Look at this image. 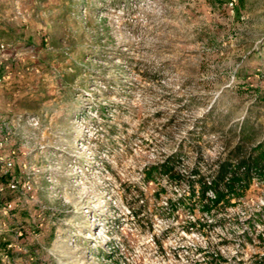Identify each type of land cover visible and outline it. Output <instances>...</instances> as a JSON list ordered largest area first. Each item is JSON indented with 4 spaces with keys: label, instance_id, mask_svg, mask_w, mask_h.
<instances>
[{
    "label": "rangeland",
    "instance_id": "rangeland-1",
    "mask_svg": "<svg viewBox=\"0 0 264 264\" xmlns=\"http://www.w3.org/2000/svg\"><path fill=\"white\" fill-rule=\"evenodd\" d=\"M228 1L0 0V264H264V177L227 192L264 0Z\"/></svg>",
    "mask_w": 264,
    "mask_h": 264
},
{
    "label": "trees",
    "instance_id": "trees-1",
    "mask_svg": "<svg viewBox=\"0 0 264 264\" xmlns=\"http://www.w3.org/2000/svg\"><path fill=\"white\" fill-rule=\"evenodd\" d=\"M244 171L240 177H237V174H240L241 171ZM157 168H151L146 172V181L151 182L153 175L156 173ZM163 173L167 174L169 171L167 169L161 170ZM253 171H257L259 176L264 177V141H261L252 148L249 149L245 159L239 163L234 170L232 171V176L228 179V186L227 192L233 193V187L236 184L243 183L244 186L241 187V192L239 195L243 194V191L248 188V185L251 182V175ZM224 169L221 167V173L225 174ZM222 176V175H221ZM225 177V175H223ZM209 187H204L203 191L201 192V197L205 196V193ZM214 201L212 203L218 204L223 201V194H219L218 192L214 191L211 192Z\"/></svg>",
    "mask_w": 264,
    "mask_h": 264
},
{
    "label": "built area",
    "instance_id": "built-area-1",
    "mask_svg": "<svg viewBox=\"0 0 264 264\" xmlns=\"http://www.w3.org/2000/svg\"><path fill=\"white\" fill-rule=\"evenodd\" d=\"M237 0H229L227 3L228 8H233L234 5L236 4ZM0 49H3V45H0ZM4 129V131H3ZM10 126H9V122H4L3 120H0V134L2 132H4V134L6 133L7 135L10 134ZM2 145V143H0V146ZM6 166L7 167H11V162H6ZM11 189H13V185L10 186Z\"/></svg>",
    "mask_w": 264,
    "mask_h": 264
}]
</instances>
